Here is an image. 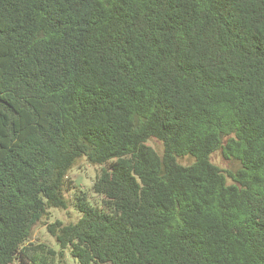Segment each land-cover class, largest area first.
Returning a JSON list of instances; mask_svg holds the SVG:
<instances>
[{"label": "trees", "instance_id": "obj_1", "mask_svg": "<svg viewBox=\"0 0 264 264\" xmlns=\"http://www.w3.org/2000/svg\"><path fill=\"white\" fill-rule=\"evenodd\" d=\"M81 158L97 206L69 177ZM69 205L59 250L30 242ZM66 251L264 264V0H0V264Z\"/></svg>", "mask_w": 264, "mask_h": 264}, {"label": "rangeland", "instance_id": "obj_2", "mask_svg": "<svg viewBox=\"0 0 264 264\" xmlns=\"http://www.w3.org/2000/svg\"><path fill=\"white\" fill-rule=\"evenodd\" d=\"M149 144L156 147L159 152L163 151V144L161 141L152 139L149 141ZM212 161L218 164L225 170H236L239 168L240 163L235 159H228L221 150H218L212 154ZM183 162H189V158L182 159ZM101 169L99 165H93L87 161L86 158H81L77 164L69 172V177L75 181L78 188L87 193L89 202L92 205H96L101 201V197L96 195L92 191V184L96 178L97 172ZM79 191V190H76ZM75 189L67 192L69 197H73ZM83 213L77 210L74 205H69L66 209L61 208H51L49 209V214L40 221L33 230L30 242L38 243L45 242L51 247L59 250V244L56 238L48 231V224L57 220H60L64 223H75L81 217ZM63 264H78L77 261L71 256V254L66 251L65 257L63 259ZM13 264H19L18 261H15Z\"/></svg>", "mask_w": 264, "mask_h": 264}]
</instances>
